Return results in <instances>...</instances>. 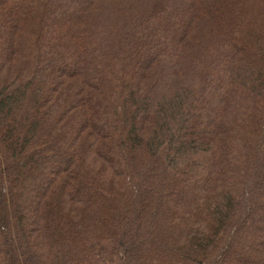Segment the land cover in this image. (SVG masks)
Segmentation results:
<instances>
[{"label":"trees","instance_id":"trees-1","mask_svg":"<svg viewBox=\"0 0 264 264\" xmlns=\"http://www.w3.org/2000/svg\"><path fill=\"white\" fill-rule=\"evenodd\" d=\"M0 264H264V0H0Z\"/></svg>","mask_w":264,"mask_h":264}]
</instances>
